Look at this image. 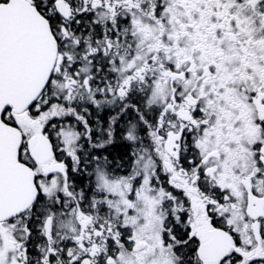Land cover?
Instances as JSON below:
<instances>
[{
	"label": "snow or ice",
	"instance_id": "obj_1",
	"mask_svg": "<svg viewBox=\"0 0 264 264\" xmlns=\"http://www.w3.org/2000/svg\"><path fill=\"white\" fill-rule=\"evenodd\" d=\"M0 264H264V0H0Z\"/></svg>",
	"mask_w": 264,
	"mask_h": 264
}]
</instances>
